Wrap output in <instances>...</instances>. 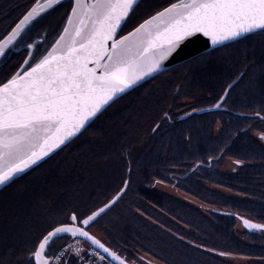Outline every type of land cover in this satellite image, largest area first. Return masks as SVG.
I'll list each match as a JSON object with an SVG mask.
<instances>
[{
  "label": "trees",
  "instance_id": "1",
  "mask_svg": "<svg viewBox=\"0 0 264 264\" xmlns=\"http://www.w3.org/2000/svg\"><path fill=\"white\" fill-rule=\"evenodd\" d=\"M36 1L0 0V41ZM44 17L38 26L40 36L53 23L51 15ZM127 28L125 24L121 35ZM228 87L220 109L195 112L215 105ZM181 99L193 101L190 109L180 108ZM217 122L221 126L216 133ZM255 130L264 132V30L199 54L131 90L76 139L4 188L1 198L22 178L42 170L36 188L33 179L22 185L27 188L20 200L32 205L31 213L27 209L24 218L20 213L9 215L16 209L3 202L6 198L0 201V206L5 203L0 207L5 216L0 223V264H33L25 248L46 230L43 223L48 227L71 223L68 217L73 212L83 219L123 187L126 191L114 206L117 211L113 215L107 211L87 226L90 230L91 224L100 222L109 242L102 241L120 255L133 257L138 251L161 264H235L228 257L240 255L251 258L247 264H264V230H246L245 239L234 230L240 217L264 224V144L252 134ZM95 134L104 140L113 134L101 149L111 151L110 158L88 151ZM226 157L239 166L233 172L221 170ZM58 159L78 167L80 176L53 181L59 174L55 168L63 163L57 165ZM92 181L97 188L87 190ZM159 181L201 199L213 208L211 215L157 188ZM209 185L228 188L236 196ZM136 208L144 215H137ZM16 216L18 220L12 221Z\"/></svg>",
  "mask_w": 264,
  "mask_h": 264
},
{
  "label": "snow or ice",
  "instance_id": "2",
  "mask_svg": "<svg viewBox=\"0 0 264 264\" xmlns=\"http://www.w3.org/2000/svg\"><path fill=\"white\" fill-rule=\"evenodd\" d=\"M137 2L75 0L68 20L71 31L65 28V35L52 51L23 75L17 73L0 85V185L13 181L31 164L75 136L114 96L159 69L160 61L182 42L203 34L218 44L264 30V0H176L116 40L121 21ZM46 3L51 7L59 0ZM42 10L34 7L25 15L7 43ZM5 46L0 43V56L5 54ZM103 211L102 208L84 219L73 212L71 223L53 227L30 254L35 264H53L61 259L51 249L57 239L63 238L62 234L84 237L109 252L85 230ZM251 227L264 229V225ZM79 253L80 249H76ZM111 255L120 264H128L115 253Z\"/></svg>",
  "mask_w": 264,
  "mask_h": 264
},
{
  "label": "rangeland",
  "instance_id": "3",
  "mask_svg": "<svg viewBox=\"0 0 264 264\" xmlns=\"http://www.w3.org/2000/svg\"><path fill=\"white\" fill-rule=\"evenodd\" d=\"M42 6L44 5H48L46 3V0H42ZM176 0H141L140 3L136 6V8L134 9V11L132 12L131 16L128 18V21L125 23L128 28L127 31L133 29L134 27L138 26L140 23L143 22V19L146 18L147 15L153 14L154 12H157L159 10H163L164 8L168 7L171 3H175ZM72 4H73V0H62L57 6H55L54 8L48 10L47 12H44L40 15H38L36 18L32 19L29 23H27L24 27L23 30L21 31L20 35H18L14 40H12L11 44H13V47L16 49L22 50L20 51L18 54H16L12 60L13 63L9 64L5 70H3L0 73V85L7 82L9 79H11L15 74H17V72H19L20 70L18 69L21 62H24L25 59H27V61H29L30 59V65L29 68L33 65H35L40 59H42L46 53L51 49V47L54 45V43L56 42L57 38L60 36V34L62 33L65 24H66V19H68V16L71 12V8H72ZM153 12V13H152ZM51 15L50 18H52L53 23L50 25L49 31L48 33H44L40 36V34H38V26L39 24H41V22L45 21V15ZM148 17V16H147ZM64 20V22H62ZM142 20V22H141ZM34 21V22H33ZM31 22H33V25H36V27H26L28 26ZM26 27V28H25ZM24 31V32H23ZM29 33L30 37L25 38V35L23 34ZM10 44V45H11ZM32 47V49L30 48H26L25 47ZM1 58V56H0ZM15 63V66L13 67L12 65ZM28 68V67H27ZM19 70V71H18ZM22 71V70H21ZM181 103H184L182 106H180V108H187L190 109V105H192V100L190 99H181ZM224 103V102H223ZM222 106V105H221ZM221 124L219 122L215 123V132L217 133L220 129ZM252 134L254 136H256L261 142L262 144H264V132H260V131H253ZM113 134H110L109 137L107 139H102V136L98 135L96 137V134L93 136V140L92 143L89 146V152H91V154H96L97 152L105 157L110 158L111 156V151H106V152H101V149L103 147V142H108L111 140ZM101 139V140H100ZM80 143V142H79ZM96 144V145H95ZM104 149V148H103ZM61 159V158H60ZM58 162L56 163L57 165H59V162H63L62 165L58 166L55 170L56 172H58L59 174L57 176H55V178L53 179V181H59V179H63V177H66L68 179V176L70 174H72L75 177H79L80 173H78V167L76 166H69V165H64V162L66 161V159H62L61 161L58 159ZM223 164L220 165L221 166V170L225 171V172H233L235 169H237L238 164L235 161L234 158L231 157H226L224 159V161L222 162ZM45 167H48L47 165ZM46 169V168H45ZM74 169V170H73ZM120 170V169H119ZM42 170H37L35 172H33V174L31 173L29 176H26L25 178H22L20 181L17 182V184L14 185L13 188H10L7 192V196L4 198H1L0 195V201L2 199H5L3 202H5L7 204V206H10L12 204V209H16V213H13L11 210L9 211V215H18L20 213V215H18L19 217H23L25 215H27V209H28V214L29 212L31 213L32 210V205L29 208V205H23L21 203V198L23 196V192L26 190V188H22V185L25 184V182L30 181L31 179H33L32 183H33V187L36 188L37 184L34 185L36 183V181L40 178V172ZM47 171V169H46ZM44 173V172H43ZM40 174V175H37ZM35 175V176H34ZM44 175V174H43ZM95 177V176H94ZM94 179V178H93ZM92 179V180H93ZM39 181V180H38ZM21 186V188L19 187ZM97 188L95 186V184L92 182H89L87 185V190L89 188ZM155 186L159 189H161L162 191H165L167 193H169L170 195L179 198L183 201L189 202L190 204L198 207L200 210H202V212H204L206 215L210 216L211 215V210L213 209L210 205L206 204L205 202L201 201V199L197 198L196 196L188 193L186 190L177 187L175 184L173 183H168V182H155ZM212 189L219 191L221 193H224L226 195H230V196H236V194L228 189V188H224L221 186H217V185H209ZM99 190V188H98ZM1 192V191H0ZM11 195H14V198H12ZM4 195H2L3 197ZM8 197V198H7ZM123 197V196H122ZM121 197V198H122ZM121 200V199H120ZM119 200V201H120ZM2 202V203H3ZM13 202V203H12ZM1 204L0 207H3L4 204ZM118 203V202H117ZM116 203V204H117ZM115 204V205H116ZM114 205V206H115ZM112 207L109 211V213L112 215L117 211L116 209L114 210V208L116 207ZM114 210V212H112ZM135 213H137V215H144L142 214V212L140 210H138L137 208L134 210ZM4 215H0V223L1 221L5 220V216ZM18 216H16L12 221H16L18 220ZM89 216V215H88ZM87 217V216H86ZM85 217V218H86ZM22 218V219H23ZM70 217H68L69 219ZM21 219V220H22ZM84 219V218H83ZM68 222H71L70 220H68ZM11 227H12V223H10ZM3 225H5L3 223ZM92 226L90 227V231L96 235L99 239L104 240L105 242H109L107 240L106 237V233L105 230H101L103 229V226L100 227V222H97L96 224H91ZM43 229L45 228V231H41L43 233H39L37 235V238L35 237L30 244L29 248H25V252L29 253L27 255H30L35 247L37 246L39 240L42 238L43 235H45L48 231H50L53 227L55 226H50L48 227L47 224L43 223ZM3 227V226H2ZM49 228V229H48ZM234 230L236 232V234L238 236H240L241 238L245 239L246 236L244 235V231H246L247 229L245 228V226L243 225V223L241 222L240 218L236 219V224L234 227ZM6 233L4 234L5 238L7 236V234L9 232L5 231ZM262 233L264 234V231H262ZM72 238V239H71ZM73 240L72 236L67 237V239L65 238L63 241H59L57 244L55 243L54 247H52L51 251L56 254L62 247V245L64 243H69L70 241ZM2 243V241H0V244ZM85 247H88L87 244L83 243ZM116 252H118L120 254L119 250H115ZM135 256H130L128 257L126 254L121 255L123 258L127 259L128 257V261L131 264H150L152 262H158L155 259H153L151 256H148L146 254H143L141 252H135ZM229 260H231L232 262H234L235 264H247L251 261L250 257L247 256H240V255H233V256H229L228 257ZM31 261L34 263V260L31 259ZM31 261H29L31 263ZM55 264V263H53ZM59 264H71L70 259L69 261L63 262V263H59ZM158 264H161L158 262Z\"/></svg>",
  "mask_w": 264,
  "mask_h": 264
},
{
  "label": "water",
  "instance_id": "4",
  "mask_svg": "<svg viewBox=\"0 0 264 264\" xmlns=\"http://www.w3.org/2000/svg\"><path fill=\"white\" fill-rule=\"evenodd\" d=\"M41 1L42 0H37L36 3L32 6V8L25 14L27 15L34 7H37V8H40L42 7V11H38L37 15L34 16L32 19L36 18L38 15L44 13V12H47L48 10L54 8L55 6H57L62 0H59V3L58 4H54L52 5L51 7H49L48 5H43L41 4ZM141 0H138L137 4L134 5L133 7V10L131 12H129L128 16L121 21V24H120V27L117 29V32H116V36H115V39L116 40H119L120 37L122 36H126L128 35V33L134 31L136 28H138L141 24L144 23L145 20H148L150 19L151 17L145 19L142 23H140L138 26H136L135 28H133L132 30L128 31L127 33L125 34H122L121 35V31L125 25V23L127 22L128 18L130 17V15L132 14V12L134 11V9L136 8V6L140 3ZM75 6V0H73V4H72V8ZM72 8H71V12L68 16V19H67V22L65 24V28H69V30L71 31V28L72 26L69 25L68 23V20H69V17L72 15ZM163 11V10H161ZM24 15V16H25ZM24 16L19 20L18 23H20L21 20H23ZM31 19V20H32ZM30 20V21H31ZM29 21V22H30ZM28 22V23H29ZM17 23V24H18ZM16 24V25H17ZM16 25L11 29V31L0 41V43H3L5 44V49L7 48L8 44L7 41H8V38L9 36L11 35L13 29H15ZM26 25V24H25ZM24 25V26H25ZM23 26V27H24ZM64 29L62 31V33L60 34V36L57 38L56 42L58 40H60V37L65 35L64 33ZM259 31H262V30H256L255 32H251V33H244L242 36L236 38V39H233V40H227V41H224L222 43H218V44H213L212 43V40L210 37H206L204 36L203 34H197V37L194 39V40H186L184 42L181 43V45L173 52L171 53L169 56H167L165 59H163L162 61H160V68L155 70V71H152L150 72L149 74L147 75H144L142 79L138 80L135 84H133L131 87L125 89L123 92H120L118 93L116 96L113 97L112 100H110L107 104H105L99 112H97V114L94 116V117H91L88 122L85 124L84 128H82L75 136H72L70 137L69 139H67L62 145H60V147L58 148H54L51 152H49L48 155L44 156L42 159L38 160L35 164H31L28 168H26L23 172L19 173L13 181L19 179L20 177H22L23 175H25L26 173H28L29 171L33 170L34 168L38 167L40 164H42L43 162H45L46 160H48L50 157H52L55 153H57L59 150H61L63 147H65L67 144H69L71 141H73L74 139H76L105 109H107L112 103H114L117 99H119L120 97H122L123 95L127 94L128 92H130L131 90L135 89L136 87L140 86L141 84L145 83L146 81L152 79L153 77L169 70L170 68H173L175 67L176 65L180 64V63H183L189 59H192L194 58L195 56L199 55V54H202V53H206V52H209V51H212L216 48H219V47H222L226 44H229V43H232V42H235L239 39H242L250 34H253V33H256V32H259ZM56 42L54 43V45L51 47V49L46 53V55L52 51L53 47L56 46ZM109 44H111V41H109ZM45 55V56H46ZM34 66V65H33ZM32 67V66H31ZM89 67H92V65L90 64ZM29 69V68H28ZM27 69V70H28ZM27 70H24V71H19L17 73L23 75V73ZM16 75V74H15ZM6 83V82H5ZM4 84V83H3ZM1 84V85H3ZM232 85H230L231 87ZM226 90V92L224 93V95L222 96V98L213 106H209V107H205V108H202V109H199V110H196L195 112H208V111H214V110H218L220 109L221 105L223 104L226 96H227V93H228V90L229 88ZM217 105H219V107H217ZM192 112H189V113H186L184 115H182L181 118H185L189 115H191ZM13 181L9 182L8 184L6 185H0V191H2L4 188H6L7 186H9ZM126 191V187H123L107 204L105 205H108V207H105V205L103 207H101L100 209H104L103 212H100V214L93 220H97L99 217H101L103 214H105L107 211H109L119 200L120 198L124 195ZM98 209L97 211L95 212H99ZM240 220L241 222L243 223V225L245 226V228L248 230V231H253V230H264V229H260V228H253L251 227V225H264L263 223H259L257 221H254V220H251L249 218H246V217H240ZM92 221V222H93ZM245 221H248L249 223L246 224ZM91 222V223H92ZM59 226V225H58ZM56 226V227H58ZM79 226V225H78ZM86 231H88L90 233V235L94 236L97 240L100 241L101 244H103L105 246V248H108L110 251L109 252H105L103 248H100L98 245L96 244H93L90 240H87L86 238L84 237H80V236H77L78 238H81L82 240L86 241L87 243H89L90 245L94 246L95 248L99 249L103 254H105L110 260H112L115 264H120V261L115 259L111 253H115L118 257H120L121 259L123 260H126L125 258H123L118 252L114 251L111 247H109L106 243H104L101 239H99L96 235H94L90 230H88L87 228L85 229ZM63 235H69L71 236L70 234H62ZM127 261V260H126ZM128 262V261H127ZM35 263V261H34ZM128 264H131L128 262Z\"/></svg>",
  "mask_w": 264,
  "mask_h": 264
},
{
  "label": "built area",
  "instance_id": "5",
  "mask_svg": "<svg viewBox=\"0 0 264 264\" xmlns=\"http://www.w3.org/2000/svg\"><path fill=\"white\" fill-rule=\"evenodd\" d=\"M83 243L88 247H85ZM68 245H72V247H68ZM76 249H80L79 255L76 254ZM55 255L61 258L54 260L55 264L69 261V259L71 264H115L99 249L78 237L73 238L67 244L64 243Z\"/></svg>",
  "mask_w": 264,
  "mask_h": 264
},
{
  "label": "flooded vegetation",
  "instance_id": "6",
  "mask_svg": "<svg viewBox=\"0 0 264 264\" xmlns=\"http://www.w3.org/2000/svg\"><path fill=\"white\" fill-rule=\"evenodd\" d=\"M34 22V21H33ZM33 22H31L28 26H27V28L28 27H32V26H34L33 25ZM42 23V22H41ZM37 26V25H36ZM36 26H34V27H36ZM24 32V31H23ZM23 35H25V38H28V37H30V34L29 33H24ZM11 44V43H10ZM8 44V46H7V48L5 49V54L3 55V56H1V58H0V73L3 71V70H5L6 68H8L7 66L9 65V64H11V63H13L12 62V60H13V58H14V56L16 55V54H18L20 51H22V50H20L19 51V49H16V48H14L13 47V44ZM28 46H26L25 47V49L27 48ZM28 48H30V49H32V47H28ZM31 60V59H30ZM30 60L29 61H27V59H25V61H27V63H25V61L24 62H21V64H20V66H19V70L21 71H24V70H27L28 68H29V65H30ZM13 67L15 66V63L12 65ZM28 67V68H27ZM18 70V71H19ZM14 182V181H13Z\"/></svg>",
  "mask_w": 264,
  "mask_h": 264
},
{
  "label": "bare ground",
  "instance_id": "7",
  "mask_svg": "<svg viewBox=\"0 0 264 264\" xmlns=\"http://www.w3.org/2000/svg\"><path fill=\"white\" fill-rule=\"evenodd\" d=\"M42 2H43V1H41V4H42ZM88 127H89V126H88ZM88 127H87V128H88ZM87 128H86V129H87ZM86 129H85V130H86ZM85 130H84V131H85Z\"/></svg>",
  "mask_w": 264,
  "mask_h": 264
}]
</instances>
